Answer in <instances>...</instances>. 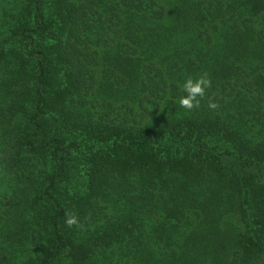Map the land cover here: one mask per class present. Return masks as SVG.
Returning <instances> with one entry per match:
<instances>
[{
    "label": "trees",
    "instance_id": "1",
    "mask_svg": "<svg viewBox=\"0 0 264 264\" xmlns=\"http://www.w3.org/2000/svg\"><path fill=\"white\" fill-rule=\"evenodd\" d=\"M0 264H264V0H0Z\"/></svg>",
    "mask_w": 264,
    "mask_h": 264
},
{
    "label": "clouds",
    "instance_id": "2",
    "mask_svg": "<svg viewBox=\"0 0 264 264\" xmlns=\"http://www.w3.org/2000/svg\"><path fill=\"white\" fill-rule=\"evenodd\" d=\"M211 87V80L207 73L199 77H188L183 83V90L186 95H182L179 99V105L187 110L198 108L200 100L205 96L207 89ZM210 108H215L216 104L209 103ZM66 223L69 227L77 223V218L74 215H69Z\"/></svg>",
    "mask_w": 264,
    "mask_h": 264
}]
</instances>
